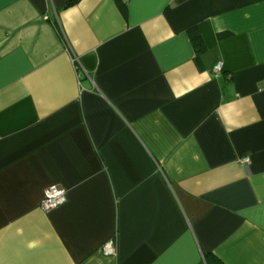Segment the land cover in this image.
<instances>
[{
  "label": "crops",
  "instance_id": "crops-1",
  "mask_svg": "<svg viewBox=\"0 0 264 264\" xmlns=\"http://www.w3.org/2000/svg\"><path fill=\"white\" fill-rule=\"evenodd\" d=\"M68 2L0 0V264H264V0Z\"/></svg>",
  "mask_w": 264,
  "mask_h": 264
},
{
  "label": "built area",
  "instance_id": "built-area-1",
  "mask_svg": "<svg viewBox=\"0 0 264 264\" xmlns=\"http://www.w3.org/2000/svg\"><path fill=\"white\" fill-rule=\"evenodd\" d=\"M129 0H123V2H128ZM222 69L221 63L217 64L214 68V71L217 73H220ZM239 164L247 168L250 164L249 158L244 157L239 160ZM66 202V191L59 185H52L48 187L45 192L42 199V202L40 204V209L44 212H49L53 209H56L63 205ZM102 252L105 255H113L115 253L114 247L112 242H109L105 244L102 247Z\"/></svg>",
  "mask_w": 264,
  "mask_h": 264
},
{
  "label": "trees",
  "instance_id": "trees-1",
  "mask_svg": "<svg viewBox=\"0 0 264 264\" xmlns=\"http://www.w3.org/2000/svg\"><path fill=\"white\" fill-rule=\"evenodd\" d=\"M76 2H78V0H69L68 5ZM188 35L194 46L196 54L199 55L204 49L200 33L196 30V28H191L188 30Z\"/></svg>",
  "mask_w": 264,
  "mask_h": 264
}]
</instances>
